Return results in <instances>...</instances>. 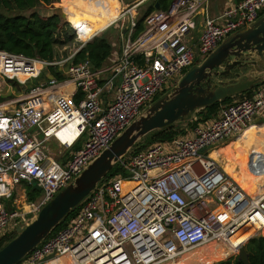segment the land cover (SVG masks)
<instances>
[{
  "label": "built area",
  "instance_id": "1",
  "mask_svg": "<svg viewBox=\"0 0 264 264\" xmlns=\"http://www.w3.org/2000/svg\"><path fill=\"white\" fill-rule=\"evenodd\" d=\"M144 1L122 7L108 25L117 24L119 51L99 68L84 61L63 69L71 56L48 62L0 50V238L26 226L189 67L264 14V0H239L214 16L210 0H172L146 15L135 35L138 19L131 10ZM48 66L61 76L48 78ZM41 75L46 78L24 95L11 89L21 84L10 78ZM263 110L259 89L224 104L185 135L128 151L115 163L119 171L98 182L74 215L17 264H184L209 245L226 248L225 259L238 255L251 238L264 237V179L248 193L210 153ZM70 133L73 139H61ZM52 140L62 157L50 155ZM246 169L264 174V154L250 153ZM33 183L41 195L27 201L25 211L12 196L20 184L25 193Z\"/></svg>",
  "mask_w": 264,
  "mask_h": 264
},
{
  "label": "water",
  "instance_id": "2",
  "mask_svg": "<svg viewBox=\"0 0 264 264\" xmlns=\"http://www.w3.org/2000/svg\"><path fill=\"white\" fill-rule=\"evenodd\" d=\"M154 8H159L157 2ZM51 14L57 15L61 23L68 21L62 8H56ZM262 66L264 14L251 26L224 39L200 64L186 71L171 92L145 108L77 178L62 188L15 237L0 248V264H17L23 259L77 207L138 139L153 130L186 120L193 112L228 96L263 83L264 74L255 72L256 68ZM47 77L51 78L52 75L47 74ZM34 189L39 191L40 187L33 183L31 190ZM238 259L243 264H249L244 247L239 249Z\"/></svg>",
  "mask_w": 264,
  "mask_h": 264
},
{
  "label": "trees",
  "instance_id": "3",
  "mask_svg": "<svg viewBox=\"0 0 264 264\" xmlns=\"http://www.w3.org/2000/svg\"><path fill=\"white\" fill-rule=\"evenodd\" d=\"M54 0H0V50L10 53L21 54L27 57H37L48 62L56 60L55 46L59 39L56 37L57 30L62 26L60 18L55 15L41 16L36 11H31L28 15L24 14L27 10H32L38 5H49ZM172 0H152V4L148 5L147 9L142 10L140 18H138L135 35L143 30V20L146 15L154 11V4L157 2L158 9H166ZM144 3V2H143ZM141 5V4H140ZM61 7L63 10H77L80 12L92 13L91 16H67L68 22L71 24L82 39L83 29L98 30L105 24L106 17H115L122 7L121 0H61ZM145 10V12H144ZM85 40V39H84ZM111 46L109 41L104 36H95L89 42L85 43L82 48L71 56L65 65L78 64L88 61L92 68H99L106 61L110 55ZM50 74L55 77H60L61 73L54 66L47 67ZM45 75H41L39 79H45ZM264 83V82H263ZM258 85L254 86L256 88ZM254 88L247 89L238 94L251 97ZM236 95V94H235ZM233 96H228L220 101H217L209 106L199 109L195 112L196 121L187 124V128L176 129L174 123L165 126L161 129L153 130L143 137H148V143L156 141L171 140L177 135H185L190 127L196 122L206 121L214 116L222 108L224 104L230 103L234 100ZM159 96L154 98L157 100ZM177 122V121H176ZM264 124V120L261 121ZM258 132H262V146L253 153L264 154V125L262 128L254 127V129L244 135L239 141L242 144L250 145L252 148L255 145ZM138 143L136 142L132 147L134 151L138 150ZM245 152H248V147H243ZM119 168L115 164L111 170L105 175L101 181L107 179L111 175L117 173ZM32 199L29 195L28 201ZM76 208L69 212L66 217L51 231L54 233L60 229L67 220L74 215ZM19 231L7 234L0 238V248L17 235ZM50 233V234H51ZM244 249L248 256L249 264H264V237L251 238L245 245ZM227 256L225 250L221 251L216 258H223ZM203 258L195 259L202 260ZM214 264H243L238 255L232 256L225 260L217 261Z\"/></svg>",
  "mask_w": 264,
  "mask_h": 264
},
{
  "label": "rangeland",
  "instance_id": "4",
  "mask_svg": "<svg viewBox=\"0 0 264 264\" xmlns=\"http://www.w3.org/2000/svg\"><path fill=\"white\" fill-rule=\"evenodd\" d=\"M136 0H121L122 3V7H129L131 6V4L133 2H135ZM152 0H146L144 1V3H142L141 5H139L137 8H135L132 12V14H134V12H136V18H140V13H142L143 9L145 8V10L148 8L147 6L151 3ZM121 7V8H122ZM56 8H62L61 7V0H54L53 2H51L49 5H38L36 6L34 9L32 10H27L24 12V14L28 15L31 11H36L38 12L41 16H47L50 15L51 12H54V10ZM120 8V9H121ZM63 9V8H62ZM144 10V12H145ZM65 12V14L69 17H77V16H91L92 13L89 12H80L77 10H63ZM111 18V17H109ZM198 18L195 19V21L197 22ZM61 27L57 30L56 32V37L59 39L58 44L55 46V50H56V60H64L70 56H72L74 54V52L78 49V47L80 45H82V43L85 40L89 39V36H91L92 34H94L93 36H104L109 42L110 40L114 43V47L113 49H117L120 45V38H119V34L116 36L115 33L117 32V24H115L114 26L109 27L107 30L102 31V32H98V30H92V29H83L82 30V36L84 37V39H82L80 37V35L77 33V31L71 27V24L67 21V22H63L61 23ZM104 25V24H103ZM198 27V25H197ZM198 32H196L195 37L197 38L198 36ZM92 38V37H91ZM65 66L67 65H63V69H65ZM194 66L189 67L187 70L193 68ZM260 67H258L259 69ZM264 74V73H262ZM40 77H32V78H21V77H13L10 78L12 80H14L16 83L18 84H24V86H16L15 88H11L15 90V95H24L26 88L36 82ZM9 78H7L8 80ZM8 87H5V89L3 90L4 94H8L11 90ZM161 97V96H159ZM237 99V97H235ZM234 98V100H235ZM241 97H238V99H240ZM144 111V110H143ZM192 117H196L195 112H193L192 114H190L189 118L183 121H177L174 124V127L176 129H184L187 128V124L190 122L189 120ZM240 137H236L229 141L227 143V147L223 150H213V154L216 157V159L218 160V162L221 163V165L223 167H225L226 169H228L230 172H233V174H235L236 176H238V178H240V180L242 182H244V185L247 187L251 186V184L253 183V181L250 179V175L246 169V153L243 150V147L247 146L248 147V153H253V148L250 145L247 144H242L239 140ZM148 137H141L140 139H138L137 143H138V150H142L150 145H152L153 143H148ZM79 146V144H78ZM50 155H52V157H62L59 153V151H63L62 147H58L55 142L52 140L50 142ZM131 151H134L135 148H130ZM130 151V152H131ZM21 186V184H20ZM14 193V191H13ZM32 193V199L30 201H38L41 193L40 191H31ZM16 195V194H14ZM206 247V248H205ZM215 246H203L200 248H197L196 250H203V254L201 255H197L196 259L199 258H203L202 260H195L194 256L192 260H188L187 263L184 264H214V262L220 261V260H225V257L223 258H216L213 257L211 250L214 249ZM222 247V246H221ZM220 247V248H221ZM222 250L226 251V248ZM194 250V251H196ZM220 250V249H219ZM205 252V253H204ZM193 254V253H192ZM207 256V257H206Z\"/></svg>",
  "mask_w": 264,
  "mask_h": 264
},
{
  "label": "crops",
  "instance_id": "5",
  "mask_svg": "<svg viewBox=\"0 0 264 264\" xmlns=\"http://www.w3.org/2000/svg\"><path fill=\"white\" fill-rule=\"evenodd\" d=\"M239 0H210L209 1V5H208V11H209V13L212 15V16H214V15H216L220 10H222L223 8H225L226 6H229L230 4H235L236 2H238ZM115 24H112L111 26H114ZM111 26H108V27H106V28H104L102 31H105V30H107L109 27H111ZM102 31H100V32H102ZM119 34V30H117V32L115 33V35L117 36ZM110 46H111V51H110V54H111V52H112V50H113V46H112V41L110 40ZM116 50H118L119 51V47L116 49ZM110 56V55H109ZM106 62V61H105ZM105 62H104V64H105ZM255 72L257 73V74H262V73H264V66H262V67H260L259 69L258 68H256V70H255ZM252 88H254V87H252ZM259 89H262L263 91H264V83H260V84H258V86L256 87V88H254L253 90H252V92L254 93L255 91H257V90H259ZM235 97H237V99H238V97H241V98H243V97H246V96H243V95H240V94H236V95H234V97L233 98H235ZM236 98H235V100H237ZM264 120V110L255 118V120H254V122L251 124L253 127H258V128H262V126L264 125L263 123H261V121H263ZM189 131V130H188ZM188 133V132H187ZM74 138V134L73 133H70L67 137H64V136H62L61 137V139H63L64 141H69V140H71V139H73ZM234 138H236V137H234ZM233 138V139H234ZM233 139H230V140H228L226 143H224V144H222L221 146H218V147H216L215 149H217V150H223V149H225L226 147H227V143L229 142V141H231V140H233ZM214 149V150H215ZM214 152V151H213ZM212 152V153H213ZM246 153V156H248L249 155V153L248 152H245ZM214 155V154H213ZM255 175L256 174H251L250 175V179L251 180H253V178L255 177ZM22 187H25V184L24 185H21L19 188H18V190L20 191V193H19V195H13L12 196V198H17V200H18V202L19 203H17V204H19V205H21V206H23L27 201H28V197H29V195H32V193H31V191H33V190H31V187L29 188V187H27V188H25V193L24 192H21V188ZM35 191H37L36 189H34ZM21 194H24V196H25V198H26V201H23V197L21 196ZM7 202H10V200H6V203Z\"/></svg>",
  "mask_w": 264,
  "mask_h": 264
},
{
  "label": "bare ground",
  "instance_id": "6",
  "mask_svg": "<svg viewBox=\"0 0 264 264\" xmlns=\"http://www.w3.org/2000/svg\"><path fill=\"white\" fill-rule=\"evenodd\" d=\"M122 9V8H121ZM121 9L119 10V12H118V14L115 16V17H113V18H109V17H106V19H105V24L103 25V26H101L99 29H98V32H100V31H102L104 28H106L109 24H111L113 21H115L116 19H118V17H119V14H120V12H121ZM132 12H133V9L131 10ZM95 34V33H94ZM94 34H92L91 36H89V39L94 35ZM88 39V40H89ZM254 129V127L252 126V125H250L249 127H247L241 134H239L238 135V137H240L241 136V138L244 136V135H246V134H248V133H250L252 130ZM237 140H239V139H237ZM263 144H262V132H258V134H257V138H256V142H255V145H254V147H253V150H257L259 147H261ZM212 152H213V150H212ZM210 153V156L212 157V158H214V160H217L216 159V157L213 155V153ZM218 161V160H217ZM224 168V170H225V172H227L238 184H239V186L243 189V190H245L246 192H248V193H252L253 192V190L255 189V188H258L261 184H263V179H264V174L263 173H260V174H256L255 175V177L253 178V183L251 184V186H249V187H247L246 188V186L244 185V182H242L241 180H240V178H238V176H236L235 174H233V172H230L228 169H226L225 167H223ZM22 208H24V210L25 211H27L28 209H29V206L27 205V204H24L23 206H22ZM211 246H214V245H211ZM206 248V247H205ZM220 249V250H219ZM203 250L204 249H201V250H196V251H194L193 252V254H191V256H194V259H196V256L198 255H201V254H203ZM221 251H223L221 248H219L218 247V249L217 250H211V253L213 254L212 256L213 257H217V255L221 252ZM205 253V252H204ZM190 255V254H189ZM202 256V255H201ZM207 257V256H206ZM216 257H215V259H216ZM188 260H192V258L190 257Z\"/></svg>",
  "mask_w": 264,
  "mask_h": 264
}]
</instances>
